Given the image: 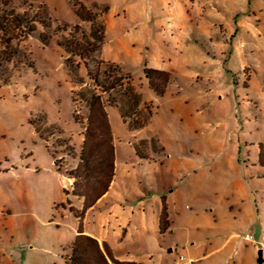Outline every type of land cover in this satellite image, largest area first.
I'll return each instance as SVG.
<instances>
[{
  "label": "rangeland",
  "instance_id": "374dc122",
  "mask_svg": "<svg viewBox=\"0 0 264 264\" xmlns=\"http://www.w3.org/2000/svg\"><path fill=\"white\" fill-rule=\"evenodd\" d=\"M162 1L186 6L182 19L164 5L172 21L160 35L179 40L162 44L168 61L181 60L171 63L163 92L150 88L144 67L133 59L126 68L130 82L116 66H100L109 73L99 81L113 145L144 139L150 150L138 149L140 156L170 167L172 189L183 200L172 246L177 261L200 256L195 264H264V166L253 152L262 146L264 160V110L255 102L257 86L264 87V0H252L251 7L247 0H217L220 8L213 9L206 0ZM150 2L0 0V264H67L72 218L61 205L73 198L70 174L79 163L88 97L99 94L85 70L98 63L86 50L94 24L83 17L90 12L105 31L106 17L125 20L122 9L129 5L149 12ZM236 13L243 16L237 33ZM107 80L121 87L107 90ZM128 83L150 107L139 131L115 106Z\"/></svg>",
  "mask_w": 264,
  "mask_h": 264
},
{
  "label": "crops",
  "instance_id": "0c3cea01",
  "mask_svg": "<svg viewBox=\"0 0 264 264\" xmlns=\"http://www.w3.org/2000/svg\"><path fill=\"white\" fill-rule=\"evenodd\" d=\"M150 1L149 7L153 6V12L152 8L147 12L144 5L140 7L129 5L122 9L126 11L125 20L117 18L115 14L112 17H106L103 43L98 51L93 53L98 61L116 66L128 78H130L126 69L128 59H133L144 69L163 72H170V65L175 61H168L169 48L163 47L162 41L167 39V43H173L179 39L173 36L164 39L160 35V30L163 31L166 22L172 21L170 14L164 16V5L166 4L169 8V13L173 16L179 15L182 19L184 18L182 12H186L184 9L186 6L180 1L171 6L172 9L169 2ZM247 3L246 6L251 7L252 0H247ZM194 5L198 8V5ZM207 7L220 8V5L217 0H206ZM212 15L211 11L209 16ZM242 17L239 13L233 16L235 32L243 26ZM190 20L186 17L184 22L188 24ZM127 27L134 28L130 35L124 32ZM144 44L147 45L145 54L142 53ZM137 45H139V52L136 50ZM129 47L133 49L130 50ZM226 54L225 52L224 57ZM179 61L174 62L175 65ZM255 102L264 110L263 86H257ZM54 131L64 136L61 131ZM128 137L136 139L134 134ZM113 147L114 176L107 192L87 210H83V200L76 197H73L69 205L63 209L64 215L72 218L69 233L71 244L81 233L97 241L100 246L105 245L108 248L114 261L109 264H175L177 260L172 253V246L173 238L177 236L175 225L179 213L176 207L179 203L181 205L183 200L172 189L173 185L169 180L170 167L163 160H154L150 154L141 157L136 154L138 149L150 150L144 139L120 146L113 145ZM253 152L259 164L258 144ZM76 158L79 162V157L76 156ZM69 208L77 214V218L69 212ZM163 208L166 210L167 227L164 232H161L160 218ZM202 258L193 257L195 261ZM195 261H192L193 264L196 263Z\"/></svg>",
  "mask_w": 264,
  "mask_h": 264
},
{
  "label": "trees",
  "instance_id": "16d2710c",
  "mask_svg": "<svg viewBox=\"0 0 264 264\" xmlns=\"http://www.w3.org/2000/svg\"><path fill=\"white\" fill-rule=\"evenodd\" d=\"M83 19L94 24L92 26L90 40L86 43L87 52L89 55H93L103 43L104 26L102 23H99L98 28H96L95 24L98 23V20L90 12L85 13ZM28 30V32L32 31V29ZM73 30L78 31V26H74ZM65 44L68 50L72 53L76 52L77 54V47L73 48L68 41ZM96 64L97 67L92 71L86 69V75L93 86L98 88L99 93H102L105 91L103 87L104 82L99 81L100 66H108V69L111 66L100 61ZM66 68L72 81H74L75 78L70 61H67ZM144 74L148 79L150 88L158 94L163 92V89L171 79L170 74L163 71L144 69ZM122 80V77L119 79L113 77L112 82H120ZM126 80L130 82L128 77H126ZM106 82L109 84L107 90H115L116 83H110L108 80ZM117 87L120 88L121 85ZM103 102L99 94L93 93L88 97V117L80 153L78 155L79 163L76 169L70 174L73 179L71 195L83 200V210L91 208L107 192L114 176V147L108 115ZM115 106L121 118L127 121L130 129L134 131L141 130L151 117L150 107L142 106L140 94L132 89L130 83H128V86L122 93L120 105ZM137 154L139 156L141 155L138 151ZM262 154L263 150L262 146H260L259 164L264 166ZM64 193L65 196L68 195L66 191ZM66 205H69L68 199L61 206L64 209ZM68 210L76 218L78 217L71 208ZM166 227V210L163 208L160 218V231L164 232ZM109 262L114 263L105 245L100 246L97 241L81 233L75 237L70 246V255L67 259V264H109Z\"/></svg>",
  "mask_w": 264,
  "mask_h": 264
},
{
  "label": "built area",
  "instance_id": "2783aa9c",
  "mask_svg": "<svg viewBox=\"0 0 264 264\" xmlns=\"http://www.w3.org/2000/svg\"><path fill=\"white\" fill-rule=\"evenodd\" d=\"M97 67V64H94L93 65V69H95ZM101 68V67H100ZM104 72V73H103ZM101 74H103V75H107V74H109V73H106V71H104V70H101L100 69V75ZM108 78H110V79H113V77L114 76H111V75H108L107 76ZM126 82H127V80H126ZM122 83H124V79L122 80ZM110 91V90H109ZM106 94V92H102V93H100V96H101V98L103 97V95H105ZM102 100H103V98H102ZM54 166L56 167V170L58 171V172H60V168H59V166H58V163H57V160L56 159H54ZM175 264H193V262L192 261H188V260H185L183 257H180L179 258V261H177Z\"/></svg>",
  "mask_w": 264,
  "mask_h": 264
},
{
  "label": "water",
  "instance_id": "95a60500",
  "mask_svg": "<svg viewBox=\"0 0 264 264\" xmlns=\"http://www.w3.org/2000/svg\"><path fill=\"white\" fill-rule=\"evenodd\" d=\"M258 255H259V258L261 259V253L260 252L258 253Z\"/></svg>",
  "mask_w": 264,
  "mask_h": 264
}]
</instances>
